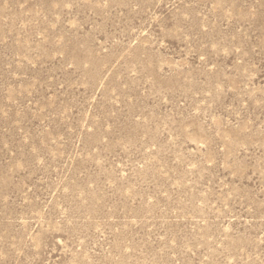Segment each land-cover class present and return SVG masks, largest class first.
Segmentation results:
<instances>
[{"label": "rangeland", "instance_id": "1", "mask_svg": "<svg viewBox=\"0 0 264 264\" xmlns=\"http://www.w3.org/2000/svg\"><path fill=\"white\" fill-rule=\"evenodd\" d=\"M0 264H264V0H0Z\"/></svg>", "mask_w": 264, "mask_h": 264}]
</instances>
